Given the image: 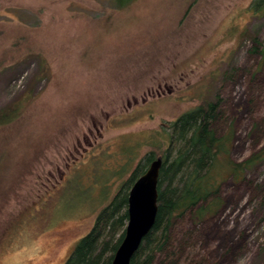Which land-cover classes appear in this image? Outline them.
<instances>
[{
	"label": "rangeland",
	"instance_id": "374dc122",
	"mask_svg": "<svg viewBox=\"0 0 264 264\" xmlns=\"http://www.w3.org/2000/svg\"><path fill=\"white\" fill-rule=\"evenodd\" d=\"M252 3L0 0V112L20 107L0 126V264H65L145 155L168 149L170 123L203 102L220 99L230 162L264 149ZM214 173L216 216L177 223L172 256L154 264H264V159L238 182Z\"/></svg>",
	"mask_w": 264,
	"mask_h": 264
},
{
	"label": "trees",
	"instance_id": "16d2710c",
	"mask_svg": "<svg viewBox=\"0 0 264 264\" xmlns=\"http://www.w3.org/2000/svg\"><path fill=\"white\" fill-rule=\"evenodd\" d=\"M114 1L117 8L122 9L134 0ZM250 10L256 16L264 15V0H253ZM251 40L255 45L251 51L258 53L264 61V49L258 47L261 45L258 37L254 36ZM220 105L217 96L216 101L203 102L170 123L168 149L145 155L130 179L95 216L91 231L78 241L65 264H112L128 221L127 187L146 172L157 156L163 158L158 180V217L130 263L154 264L157 260L165 261L174 252L173 232L177 223L186 220L194 225L216 216L223 202L219 190L222 180L214 173L215 167H224L228 170L227 177L238 182L264 159V149L237 164L227 159L225 155L230 137L220 138L214 129L221 114ZM19 112L20 107L0 112V126H7L17 120ZM122 170L120 173L124 172Z\"/></svg>",
	"mask_w": 264,
	"mask_h": 264
},
{
	"label": "water",
	"instance_id": "95a60500",
	"mask_svg": "<svg viewBox=\"0 0 264 264\" xmlns=\"http://www.w3.org/2000/svg\"><path fill=\"white\" fill-rule=\"evenodd\" d=\"M162 164L163 158L157 156L129 190L126 230L115 251L112 264H131L130 261L138 252L144 238L154 228L158 217V180Z\"/></svg>",
	"mask_w": 264,
	"mask_h": 264
}]
</instances>
